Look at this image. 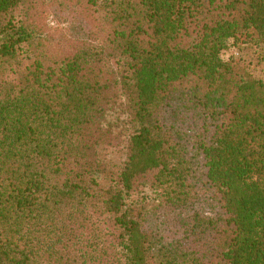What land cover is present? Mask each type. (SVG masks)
Returning a JSON list of instances; mask_svg holds the SVG:
<instances>
[{"label": "trees", "instance_id": "trees-1", "mask_svg": "<svg viewBox=\"0 0 264 264\" xmlns=\"http://www.w3.org/2000/svg\"><path fill=\"white\" fill-rule=\"evenodd\" d=\"M230 41L264 49V0H0V264H264Z\"/></svg>", "mask_w": 264, "mask_h": 264}, {"label": "rangeland", "instance_id": "rangeland-1", "mask_svg": "<svg viewBox=\"0 0 264 264\" xmlns=\"http://www.w3.org/2000/svg\"><path fill=\"white\" fill-rule=\"evenodd\" d=\"M51 21V22H50ZM61 22L60 28L65 30L64 33H71L72 27L68 20H49L50 28H57ZM57 25V26H56ZM56 26V27H55ZM76 33H78V25L74 26ZM64 33H53L58 39H61ZM224 61L239 62L251 75L259 80L264 81V49L252 45H236L230 41L228 48L222 53ZM146 195H151V191L147 190Z\"/></svg>", "mask_w": 264, "mask_h": 264}]
</instances>
